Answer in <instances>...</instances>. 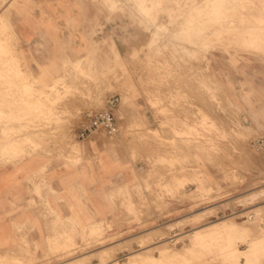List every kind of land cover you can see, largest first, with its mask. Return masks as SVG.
Instances as JSON below:
<instances>
[{
    "label": "rangeland",
    "instance_id": "374dc122",
    "mask_svg": "<svg viewBox=\"0 0 264 264\" xmlns=\"http://www.w3.org/2000/svg\"><path fill=\"white\" fill-rule=\"evenodd\" d=\"M93 1L98 14L89 30L93 54L84 57H27L4 13L0 16V161L11 157L13 162L35 150L48 163L74 165L85 159L88 146L94 151L85 159L89 166L100 170L112 156L115 171H131L123 184L115 180L113 191L116 206L125 211L120 219L130 225L109 233L100 221L87 223L81 228V244L56 238L48 242L50 255L66 260L83 253L61 264H104L110 258L120 264H264V149L254 145L264 139V0ZM122 33L140 38L119 52L114 38ZM21 68H66L62 78L67 80L61 86L67 81L68 86L61 88L60 96L54 83L46 91L47 86L33 77L32 90L26 87L30 74L27 78ZM11 80H17V87ZM138 96L156 126L138 124ZM70 97L80 98L96 112L111 109L118 131L108 135L100 129L82 138L77 129L88 119L71 127L51 121V107ZM4 106L7 116L2 114ZM123 118L128 120L125 127ZM47 122L49 127L53 123L49 138L38 135L39 128L50 131L44 127ZM22 129L35 135L29 141L21 136L17 142ZM71 144L76 148L68 147ZM41 145L54 149L38 152ZM128 159L130 168L122 162ZM260 190L256 198L250 196ZM165 197L179 203L175 213ZM151 207L158 219L149 213ZM207 224L211 226L203 233L194 230ZM19 240L23 242L21 236ZM157 242L166 247L159 249ZM90 245L98 248L85 254ZM151 245L160 251H152ZM142 249L152 253L128 261L129 254ZM27 260L37 257L25 248L0 252V264Z\"/></svg>",
    "mask_w": 264,
    "mask_h": 264
},
{
    "label": "crops",
    "instance_id": "0c3cea01",
    "mask_svg": "<svg viewBox=\"0 0 264 264\" xmlns=\"http://www.w3.org/2000/svg\"><path fill=\"white\" fill-rule=\"evenodd\" d=\"M21 2L25 7L19 8ZM96 7L97 4L93 0H0V16L4 13V20L20 41L22 51L27 57H84L93 54L89 30L97 22ZM72 26L77 27V31H74ZM126 34L122 33L120 37L114 38L119 52L140 38ZM55 50L58 52L53 53ZM64 69L66 68H21L20 72H25L27 78L28 73L30 74L26 82L27 88L34 90L30 81L34 77L43 86H47L44 87L46 91L49 90L48 85L54 83L59 87L61 96V88H67L69 83L67 81V85L61 86L67 80L66 77L62 78ZM58 80L60 82H57ZM10 84H16L15 87L18 85L17 80H11ZM136 105L143 113H140L141 116L137 119L138 124L145 125L146 128L156 126L155 117L146 110L142 97L136 98ZM51 109L54 112L51 121L62 123L65 127L77 125L81 118L89 119L88 115L96 112L76 97L60 101ZM7 112L4 106L2 114L7 116ZM116 121L118 124L117 118ZM126 121L128 120L122 119L124 127L128 124ZM87 122L88 120L85 125ZM82 128L83 126L78 127V134ZM86 148L89 150H84L85 159L88 154L94 153L90 147ZM52 149L54 148L51 146L41 145L37 151L46 153ZM107 153L110 151L107 150ZM85 159L74 165L65 161L48 163L44 157L36 155L35 150H27L21 158L13 162L11 157L0 161V252L25 248L28 254L35 253L37 257L33 262L27 260V264H42L47 258L51 260L49 264H61L79 259L83 253L79 251L66 260L59 259L57 254L50 255L49 241L58 238L61 242L68 237L72 238L76 245L81 244V228L92 222L100 221L108 225L109 233L113 232L115 227L127 228L130 225L128 221L120 219L125 216V211L116 206L113 191L115 180L116 185L123 184L125 178H131V171H115L112 156L105 159L100 170L94 165L89 166ZM122 162L128 163V168L132 166L129 159ZM136 199L135 194L134 201ZM165 199L169 200V211L175 213L179 203L171 197ZM150 212L157 218L158 212L154 207L150 208ZM20 236L23 242L19 240ZM35 244L38 246L36 250ZM97 248V245H90L84 252L92 253Z\"/></svg>",
    "mask_w": 264,
    "mask_h": 264
},
{
    "label": "bare ground",
    "instance_id": "6f19581e",
    "mask_svg": "<svg viewBox=\"0 0 264 264\" xmlns=\"http://www.w3.org/2000/svg\"><path fill=\"white\" fill-rule=\"evenodd\" d=\"M212 1H214V0H212ZM220 1H221V0H220ZM214 2H216V1H214ZM207 3H208V1H207ZM207 3H206V4H207ZM220 3H221V2H218V4H219L220 7H221L222 5H221ZM214 4H215V3H214ZM222 4H223V3H222ZM204 5H205V4H204ZM210 5H211V4H210ZM229 5H230V4H229ZM206 6H207V5H206ZM223 6H224V5H223ZM233 8H234V7H233ZM194 9H195V8H194ZM202 9H203V8H202ZM210 9H211V7H210ZM195 10H196V9H195ZM211 10H214V9H211ZM216 10H218V9L216 8ZM219 10H220V9H219ZM192 11H193V10H192ZM214 11H215V10H214ZM227 11H228V10H227ZM198 15H199V14H198ZM218 15H219V14H218ZM205 16H206V15H205ZM207 16H208V15H207ZM208 17H209V16H208ZM210 17H211V15H210ZM212 19H213V18H212ZM208 20H209V19H208ZM209 21H210V20H209ZM231 24H232V23H231ZM231 24H229V25H231ZM237 26H238V25H237ZM237 26L235 27L236 30H237ZM247 26H248V25H247ZM216 27H217V26H216ZM227 27H228V26H227ZM233 27H234V26H233ZM233 27H232V26H231V27L229 26L228 28H230V29L232 28V29H233ZM240 27H241V25H240ZM249 27H250V26H249ZM249 27H247V29H248ZM251 27H255V26L252 25ZM207 28H208V27H207ZM242 28H243V27H242ZM242 28H241V29H242ZM256 28H257V27H256ZM258 28H259V27H258ZM247 29H245V30H247ZM243 30H244V29H243ZM250 30H251V28H250ZM252 30H253V29H252ZM252 30H251V31H252ZM256 30H257V29H256ZM234 31H235V29H234ZM237 31H239V28H238ZM237 31H236V32H237ZM207 32H208V30H207ZM242 32H243V31H242ZM242 32H241V33H242ZM208 33H209V32H208ZM247 33H250V32H247ZM247 33H246V34H247ZM251 35H252V34H251ZM255 35H256V34H255ZM236 36H237V35H236ZM252 36H253V35H252ZM252 36H251V37H252ZM253 37H254V36H253ZM239 38H240V37H239ZM241 38H242V37H241ZM249 38H250V37H249ZM246 39H248V38L246 37ZM252 41L254 42V40H252V38H251V42H252ZM240 42H241V41H240ZM253 42H252L251 44H253ZM242 43H243V42H242ZM235 45H236V44H235ZM249 45H250V44H249ZM232 47H233V46H232ZM234 48H235V47H234ZM4 52H5V51H4ZM2 67H3V66H2ZM201 68H205V67H201ZM30 112H32V109H31ZM33 113H34V112H33ZM38 118H39V117H38ZM37 120H38V119H37ZM162 121H163V120H162ZM33 122H34V121H33ZM34 123H35V122H34ZM45 124H46V125H45L44 127L46 128V126L48 125V122L45 123ZM54 124H55V123H54ZM161 124H162V123H161ZM29 125H30V124H29ZM29 125H28V126H29ZM52 125H53V123H52ZM52 125H51V126H52ZM51 126H50V127H51ZM47 127H49V125H48ZM50 127H49L50 131H48V132L46 131L47 133L51 132V128H50ZM54 127H55V125H54ZM54 127H53V128H54ZM56 127H58V126L56 125ZM59 127H60V126H59ZM35 129H36V128H35ZM37 129H38V127H37ZM37 129H36V130H37ZM39 129H40V132L45 131L43 128H42V129L39 128ZM39 129H38V130H39ZM46 129H47V128H46ZM56 129H57V128H56ZM62 129H63V128H62ZM62 129H61V130L59 129V130L62 131ZM52 130H55V129H52ZM59 130H58V133H59ZM64 130H65V129H64ZM64 130H63L62 133H65ZM46 132H44L45 135L43 134V132H42V133H39L38 135H40V136H43V135L46 136V135H47ZM56 132H57V131H55V133H56ZM71 132H72V131H71ZM73 133H75V132H73ZM95 133H96V131H95ZM119 133H120V132H119ZM52 134H54L53 131H52ZM34 135H35V134H34ZM17 136H18V137H17V142H20V138H21V136H22V137H25V138H26V141H29L30 136H31V133H30V130H23V129H22V130H18V134H17ZM47 136H48V135H47ZM47 136H46V137H47ZM54 136H55V134H54ZM54 136L52 135L51 138H53ZM95 136H96V135H95ZM65 137H66V136H65ZM67 137H68V136H67ZM93 137H94V136H93ZM43 138H44V137H43ZM47 138H49V136H48ZM47 138H44V140L47 139ZM59 138H60V137H59ZM53 139H58V137H57V138L54 137ZM51 140H52V139H51ZM74 140H75V138H74ZM12 141L14 142V138L12 139ZM49 141H50V139H49ZM58 141H60V140L58 139ZM46 142H47V141H46ZM65 142L67 143V141H64V143H65ZM68 142H69V141H68ZM61 143H62V140H61ZM58 144H59V142H58ZM58 144H57V146H58ZM62 145H63V144H62ZM58 147H59V146H58ZM68 147H70V148H72V149L76 148V146H75L74 144L68 145ZM261 192H262V191L260 190V192L258 191V192L254 193V194L252 193L250 196H251V197L253 196V198H256V196L259 195V194H261ZM256 209H257V210H256V213H258V212L261 210V209H259V207H256ZM204 210H205V209H202V210H200V211L203 212ZM246 211H247V210H246ZM246 211H245V212H246ZM249 211H250V210H249ZM196 212H197V211H196ZM247 212H248V211H247ZM258 215H259V214H258ZM181 222H182V221H181ZM229 222H230V221H229ZM178 223H179V221L177 222V224H178ZM212 223H213V221H212ZM212 223H211V224H212ZM215 223H216V222H215ZM215 223H214V224H215ZM220 223H221V222H220ZM246 223H248V222H246ZM177 224H175V225H177ZM221 224H222V223H221ZM225 224H226V223H225ZM233 224H234V223H233ZM249 224L252 226L253 223L250 222ZM171 225H174V223L171 224ZM171 225H170V226H171ZM208 225H209V224H207V225H203V226H200V227L196 226L197 228L195 227L194 230H196V232H197V231L200 232L201 230H204L205 228L211 226V225H209V226H208ZM222 225H223V224H222ZM231 225H232V223H231ZM240 225H241V224H240ZM235 226H236V225H235ZM248 226H249V225H248ZM171 227H172V226H171ZM249 227H250V226H249ZM225 230H226V229H225ZM221 231H222V230H221ZM203 232H204V231H201L200 233H203ZM234 232H235V231H234ZM246 232H247V231H246ZM185 235H186V234H185ZM189 236H191V235H188V238L190 239L191 237H189ZM176 237H179V235L176 236ZM193 237H194V236H193ZM181 238H182V237H181ZM179 239H180V237H179ZM189 239H188V240H189ZM139 240H140V239H139ZM143 241H144V240H143ZM143 241H142V242H143ZM147 241H148V240H147ZM145 242H146V241H145ZM145 242H144V243H145ZM165 242H166V240H165ZM168 242H170V241H168ZM144 243H143V244H144ZM143 244H141L140 246H145V245H143ZM155 244H156V243H155ZM158 244H160V246H162V247H160ZM162 244H166V243H163V242L158 243V242H157V245L160 247L159 249H161V248L164 249V247H166V245L163 246ZM147 245H148V244H147ZM167 245H168V244H167ZM148 246H149V245H148ZM151 246L153 247L154 245H151ZM155 246H156V245H155ZM186 246H187V245H186ZM154 248H155V247H153V248L150 247V249H152V251H153ZM157 248H158V247H156L155 249H157ZM140 249H141V248H140ZM159 249H157V250H159ZM171 249H174V247L171 248ZM185 249H186V248H185ZM142 250H143V249H142ZM142 250H141V251H142ZM134 251H135V250H134ZM134 251H133V252H134ZM141 251H140V252L137 251V252H134V253H131V252H130L131 254H129V255H128V258H127L128 261L130 262L131 260H138V259H140V258H142V257L144 258L145 255H148V254H149V256H150V254L152 253V251H144V250H143V252H141ZM159 251H160V250H159ZM164 251H165V250H164ZM166 251H167V249H166ZM168 252H169V250H168ZM172 253H174V252H172ZM245 253H246V252H245ZM158 254H159V253H158ZM162 254H163V253H162ZM166 255H167V254H166ZM169 255H171V254H169ZM167 256H168V255H167ZM163 257H164V255H163ZM170 258H171V257H170ZM244 258H245V257H244ZM107 260H108V261H107L106 263H104V264H120V262L116 261L114 258H113V260H112L111 258H110V259H107ZM110 260H112V261H110ZM103 262H104V261H103ZM61 263H62V262H61ZM100 263H101V262H100ZM30 264H31V263H30ZM66 264H67V263H66ZM98 264H99V263H98ZM133 264H135V263H133ZM137 264H143V263H142V262H139V263H137Z\"/></svg>",
    "mask_w": 264,
    "mask_h": 264
},
{
    "label": "built area",
    "instance_id": "2783aa9c",
    "mask_svg": "<svg viewBox=\"0 0 264 264\" xmlns=\"http://www.w3.org/2000/svg\"><path fill=\"white\" fill-rule=\"evenodd\" d=\"M100 129L108 135H112L118 131L116 119L113 112L109 108H105L93 113L89 117L87 124L84 125V127L79 131L78 135L79 137L84 138L91 134V132ZM254 145L257 149H264V139H256Z\"/></svg>",
    "mask_w": 264,
    "mask_h": 264
}]
</instances>
